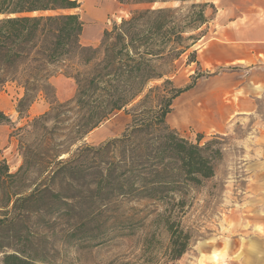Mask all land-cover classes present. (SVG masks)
<instances>
[{
    "label": "trees",
    "instance_id": "1",
    "mask_svg": "<svg viewBox=\"0 0 264 264\" xmlns=\"http://www.w3.org/2000/svg\"><path fill=\"white\" fill-rule=\"evenodd\" d=\"M118 2L142 8L130 11L128 17L104 30L99 45L92 47L80 43L83 24L78 13L70 12L79 6L76 0H0V92L9 84L22 90L15 105L19 117H28L40 94L54 95L49 79L59 68L74 67V59L84 68L75 69L72 76L76 92L71 99L56 101L28 123L31 131L27 132L42 131V156L25 146L21 165L14 173L9 172L5 159L0 161L2 264L44 263L28 226L32 218L70 207L67 200L71 198L61 200L60 193L51 187L56 174L74 167L73 161L57 159L67 145L82 140L119 111L130 114L131 122L120 137L107 141L99 150L115 146V150H122V158L109 162L106 173L95 175L97 189L105 191L107 187V192L130 198L167 199L170 203L178 197L179 204L190 185H201L214 175V166L222 156L218 136L200 144L202 133L190 140L169 127L166 116L175 98L209 75L196 72L184 87L173 84L183 55L185 64L199 67L195 44L205 35L216 7L209 0ZM156 4L159 6L154 7ZM156 81L161 83L150 85ZM3 120L10 121L0 112ZM49 121L55 123L52 134L59 129L67 131L61 141L66 147L60 143L50 148L54 139L47 136L45 125ZM62 125L66 127L59 128ZM32 167L47 173L46 183L27 178ZM16 178L22 191L8 188L3 192ZM171 206L164 208L160 217L170 234L169 257L176 259L185 251L189 235L173 221Z\"/></svg>",
    "mask_w": 264,
    "mask_h": 264
},
{
    "label": "rangeland",
    "instance_id": "2",
    "mask_svg": "<svg viewBox=\"0 0 264 264\" xmlns=\"http://www.w3.org/2000/svg\"><path fill=\"white\" fill-rule=\"evenodd\" d=\"M76 1L79 6L70 12L78 13L83 24L80 43L92 47L99 45L104 30H110L114 23L128 17L130 11L142 8L120 4L118 0ZM72 62L74 67L59 68L53 75L70 78L63 88L66 94L73 90L72 96L57 101L53 93L40 94V99L49 105L46 111L56 101L65 102L74 96L76 83L72 76L75 69L82 71L84 68L77 64L76 59ZM196 72L206 74L194 63L185 64L183 55L173 80L174 86L184 87ZM160 83L156 81L150 85ZM21 93L22 90L14 84L7 85L0 92V112L10 120L0 121V161L6 160L10 173L16 172L21 165L25 146H29L35 155L42 156L44 152L40 142L42 131L27 132L31 131L29 121L44 112L32 117L25 114L19 117L15 105ZM179 96L173 100L172 110L177 103L182 105L190 95L181 101ZM76 110H73L72 120ZM173 113L171 111L166 116L169 127L168 119ZM181 116L183 114L176 117ZM130 122L131 115L119 111L92 131L94 134L105 131L104 135L94 138L93 133L88 134L82 140L67 145L66 151L60 153L57 160H72L74 169L56 174L51 188L60 193L61 200H67L65 196L70 197L67 200L70 207L67 211L32 218L28 226L34 234L30 235L34 247L45 258L43 264H264V226L261 224L264 220L263 98L257 101L255 112L228 122L221 132L200 130L193 125L178 130L190 140H194L196 133H202L204 137L200 144L218 136L216 139L222 149L221 159L214 166V175L203 180L201 185H190L179 204L176 203L178 197L171 203L167 199H137L107 192V187L105 191L99 190L95 186V175L106 173L109 162L122 158V150H115V146L102 151L99 149L107 141L120 137ZM54 124L49 121L45 125L47 136L54 139L50 148L62 144L67 132L59 129L52 134ZM61 146L66 147V144ZM95 149L99 151L95 152ZM26 175L30 180H38L39 184L47 182V173L38 167H32ZM21 185L16 178L5 185L3 192L8 188L20 192ZM170 206L175 215L173 221H178L183 232L189 235L185 251L176 259L169 257L170 234L160 217L164 208Z\"/></svg>",
    "mask_w": 264,
    "mask_h": 264
},
{
    "label": "crops",
    "instance_id": "3",
    "mask_svg": "<svg viewBox=\"0 0 264 264\" xmlns=\"http://www.w3.org/2000/svg\"><path fill=\"white\" fill-rule=\"evenodd\" d=\"M211 2L216 12L205 35L195 44L199 67L211 74L199 78L185 95L179 96L181 101L190 95L182 105L177 103L171 110L176 115L170 123L176 130L193 125L200 130L221 132L228 122L255 112L257 101L264 100V0ZM67 79L70 78L61 75L49 79L57 101H64L73 94V90L66 94L63 88L69 83ZM48 106L39 97L27 114L36 116ZM179 114L188 120L176 121ZM104 133L95 132L93 137ZM261 224L264 226V220Z\"/></svg>",
    "mask_w": 264,
    "mask_h": 264
},
{
    "label": "bare ground",
    "instance_id": "4",
    "mask_svg": "<svg viewBox=\"0 0 264 264\" xmlns=\"http://www.w3.org/2000/svg\"><path fill=\"white\" fill-rule=\"evenodd\" d=\"M188 115V114H187ZM192 115V114H191ZM174 117V115L169 117V121H171V119ZM176 121H181V122H185L186 120H188L187 118H185V116H181V117H175Z\"/></svg>",
    "mask_w": 264,
    "mask_h": 264
}]
</instances>
